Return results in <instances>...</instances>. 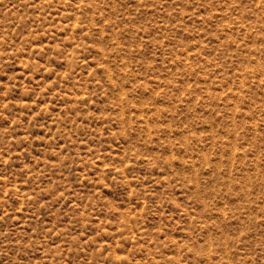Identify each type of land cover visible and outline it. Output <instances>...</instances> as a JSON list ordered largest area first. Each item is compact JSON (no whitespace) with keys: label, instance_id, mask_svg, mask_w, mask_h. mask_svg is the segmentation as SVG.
Instances as JSON below:
<instances>
[{"label":"rangeland","instance_id":"1","mask_svg":"<svg viewBox=\"0 0 264 264\" xmlns=\"http://www.w3.org/2000/svg\"><path fill=\"white\" fill-rule=\"evenodd\" d=\"M0 264H264V0H0Z\"/></svg>","mask_w":264,"mask_h":264}]
</instances>
